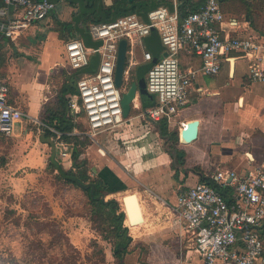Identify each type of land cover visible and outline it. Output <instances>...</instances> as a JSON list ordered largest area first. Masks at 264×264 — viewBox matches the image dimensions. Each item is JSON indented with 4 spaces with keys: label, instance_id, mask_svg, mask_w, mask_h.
<instances>
[{
    "label": "crops",
    "instance_id": "obj_1",
    "mask_svg": "<svg viewBox=\"0 0 264 264\" xmlns=\"http://www.w3.org/2000/svg\"><path fill=\"white\" fill-rule=\"evenodd\" d=\"M51 1L55 7L48 16L33 22L16 36H7L3 25L0 26V78L9 86L10 103L26 114L15 123L12 135L0 134V181L8 178L15 186L13 193L21 196L37 186L47 166L49 144L44 126L46 106L54 105L57 100L56 91L52 89L53 79L60 80L62 86L67 76L79 71L71 70L65 43L72 37L81 40L88 50L101 45V41L93 39L89 32L92 22L86 20V11H82L80 0ZM166 2L160 6L174 8V0ZM2 3L0 0V7ZM102 3L100 9L104 5L112 6L114 2L102 0ZM256 5L262 7L261 11L255 9ZM246 6L261 16L264 14L262 0L222 1L221 7L229 22L222 26V36L251 38L260 45L259 50L247 56L237 51L229 52L216 75L198 72L188 102L177 114L163 118L167 120L169 130L178 131L176 146L185 152L184 163L177 162L168 151V139L158 131L159 121L155 125L145 119L146 126L155 127L160 141H163L162 150L150 143L149 128L136 134L137 148L90 138L93 143L87 147L94 146V149L87 155L94 162L95 174L102 176L108 185L105 199L118 200V195L123 197L134 192L144 207L143 222L137 225L136 233L132 232L133 225L125 220L132 236L125 256L126 264H207L195 249L191 234L182 227L175 208L178 190L198 182L214 181L231 198L235 181L232 177L221 181L219 172L231 171L242 176L249 169L264 166V81L249 75L253 65L264 67V22L255 15L252 20L245 11ZM95 8L99 12V7ZM7 20V17L0 16L3 24ZM57 20L69 24L70 28L64 30ZM144 48L153 55L152 50L145 45ZM162 53L163 47L159 49L158 57ZM95 58L99 63L97 54L91 55V62ZM136 61L137 66L150 67L151 64V61L143 60L142 55ZM201 65L199 56L183 54L181 57L183 69L197 70ZM89 66L83 69V73L97 69L90 71ZM132 109L137 111L135 107ZM127 119L130 123L127 121L124 127L129 132L138 130L136 125L142 121L140 112L136 115L130 113ZM192 131L196 133L191 137ZM184 134L190 139L183 140ZM125 137L123 143L126 145L129 137ZM68 149L63 155L69 160L70 168L69 146Z\"/></svg>",
    "mask_w": 264,
    "mask_h": 264
},
{
    "label": "built area",
    "instance_id": "obj_2",
    "mask_svg": "<svg viewBox=\"0 0 264 264\" xmlns=\"http://www.w3.org/2000/svg\"><path fill=\"white\" fill-rule=\"evenodd\" d=\"M55 7L51 0H3L0 16L8 20L5 34H20L33 22L44 20ZM228 22L220 0H205L197 11L180 16L178 0L174 8L159 6L148 12L147 20L137 13H129L112 21L92 22L89 32L101 45L86 49L78 38L65 43L66 59L71 70L89 66L91 55L97 54L99 63L93 72H85L77 80V93L68 107L73 120H85L83 131L90 138L124 125L121 99L128 89V69L136 66L135 45L143 47V60L152 61V53L144 48L143 39L155 28L160 36L163 53L147 70L145 80L154 105L144 109L137 93L133 106L141 115L160 121L178 113L188 102L192 82L197 73L216 75L222 69L226 54L237 51L244 56L258 51L260 45L251 38L222 36V26ZM229 23V22H228ZM121 39L128 41L127 61L121 86L115 84V66ZM183 54L196 55L202 60L199 69H183ZM129 55V56H128ZM251 78L264 81V67L253 65ZM25 112L9 101V86L0 78V134L10 136L17 121ZM60 151L67 144L60 142ZM63 154H66L63 152ZM232 177L234 192L225 198L207 182L180 188L176 205L182 227L190 233L195 249L207 264H264V166L249 169L242 176L234 172H219L225 182Z\"/></svg>",
    "mask_w": 264,
    "mask_h": 264
},
{
    "label": "trees",
    "instance_id": "obj_3",
    "mask_svg": "<svg viewBox=\"0 0 264 264\" xmlns=\"http://www.w3.org/2000/svg\"><path fill=\"white\" fill-rule=\"evenodd\" d=\"M82 1L85 3V7L89 9L84 13L86 20L91 22L110 21L112 13L115 10H118L116 18L134 12L140 15L143 19H146L150 10L159 7L162 3H167L166 0H141L138 1V6L134 5L132 8H129L132 3L128 0H113L114 3L112 6L107 7L104 5V7H101L102 9H100V6L103 4L102 0ZM222 1L223 0H220L221 3ZM262 1L264 2V0ZM204 2L205 0H178L180 16L183 17L191 11L199 10ZM96 6L99 7V12L95 8ZM122 7H126L127 9L122 10ZM255 9H260L261 11L262 7L256 5ZM245 11L250 15L252 20H254V15L256 16V19L261 20L260 14L256 13L249 6H246ZM57 22L62 25L64 30L70 28V25L67 23L61 22L60 20H57ZM82 73L83 69L73 72V75L67 76L66 81L58 90L56 103L54 105L46 106V126H44L45 135L47 138H56L58 142H63L70 147L72 167L65 169L61 162L56 160L60 166L59 170L53 160H51L50 155L46 169L53 173L58 181L78 188L86 194L87 205L89 207V220L94 225L102 239L111 244V252L116 260V264H126L125 256L129 252V247L132 243V236L130 235L129 227L125 225L126 214L121 207V203L117 199H105V195L108 193V185L102 176L95 174L89 160L84 156L85 148L91 143V139L83 132L85 129H79L80 125L75 123L68 107L69 99L73 94L77 93V80ZM152 105H154V100L149 104L144 102L142 107L146 109ZM75 131L79 132L75 133ZM158 131H160L163 137L168 139L167 146L171 155L176 158L177 162L184 163L185 152L176 146L179 140L178 131L169 130L168 122L165 119L159 121ZM47 143L52 147L49 142ZM71 177L76 178L82 184H93V193H91V185L86 188L78 184L77 181ZM207 183L217 189L225 198L230 199L218 183L214 181ZM124 187L125 186L123 185V188ZM29 197L30 196L25 194L21 201V207L29 212V219L28 222L25 223L26 228L20 232V235L24 244H26L25 246L32 251L25 250L24 254H19L12 247H2V253L0 252V264H45L43 262V236L37 235L43 227L51 234L53 233L52 238L49 240V244L53 246L60 245L61 247L62 256H59L60 263H55L75 264L70 263V259L66 254L71 253L73 255V260H75L77 257L75 258L74 254L76 252L78 254V250L73 248L68 237L63 233L62 223L53 217V210L49 203L42 195L37 194L35 195V199L28 202ZM38 210H42V212H39ZM10 213L15 214L16 211L10 210ZM32 218H34L33 222H31ZM16 219L17 229H20V218L18 217ZM34 226L37 227L36 232H34ZM260 231L264 238V226L260 228ZM94 244L95 247H98L99 245L97 242ZM98 252L102 254L101 257L104 260V250L99 248Z\"/></svg>",
    "mask_w": 264,
    "mask_h": 264
},
{
    "label": "rangeland",
    "instance_id": "obj_4",
    "mask_svg": "<svg viewBox=\"0 0 264 264\" xmlns=\"http://www.w3.org/2000/svg\"><path fill=\"white\" fill-rule=\"evenodd\" d=\"M225 5L228 6L229 3H226ZM262 16L261 19L263 20L260 21H262L263 23L264 18H262ZM143 43L147 47L146 39H143ZM134 47L135 58H141V55L143 56L141 46L139 44H136ZM136 66L130 67V65L127 64V69L129 72L127 81L129 84H131V82H133L138 77L146 76L147 70L149 69V66L147 67L143 64H139L137 67ZM52 85V89L56 91V96L57 91L61 86L60 80L57 81L56 79H53ZM54 100H56V97L54 98ZM140 110L141 109H137L136 111V109H132L131 113L136 115L138 114V111L141 113ZM140 116L142 121H138V125H136V129L138 130L136 131L133 130L132 132H129V129L127 127H124L123 125V127L118 126L101 132L95 138L102 143L111 140L110 143L119 142L120 147L132 146L134 148H137L138 141L136 140V134L138 133V131L142 132V130H147L149 128L148 133H150V143H152L154 146H157L159 149L161 148L162 150L163 141H160L156 133L155 127L150 125L146 126V120L141 114ZM76 123L80 125L79 129H85V120H83V116L80 123ZM128 123L130 122L128 121L127 124ZM124 135L129 137L126 145L123 143V140H126L123 139ZM52 140L56 143L57 147L55 159L60 161L65 169H68L69 160H66V157L63 155V152L60 151V142H58L56 138H52ZM92 143L93 142H91L89 145H91ZM87 146L85 148L84 156L89 160L91 166H93L94 162L91 158L88 157L87 154H91V151H93L94 146ZM51 152L52 149L49 146L47 153L48 159L51 155ZM4 180L6 181H2V183L0 181V252L2 250V247L4 248L5 246L14 248L19 254H24L25 250L32 251L31 249H28L25 246L26 244H24V241L22 240V237L20 235V232L26 228L25 223L28 222L29 219V212L21 207V201L23 200L25 194L30 196L28 202H30V200L35 199V195L38 194L42 195L44 199L49 203L50 207L53 210V217L62 223L63 233L68 237L70 244L73 246V248L78 250V254L77 252L74 254V257H77L75 260H73V255L71 253L66 254V256L70 259V263L116 264V260L111 252V244L102 239L100 234L95 229L94 225L89 220V207L87 205V196L82 190L73 186L63 184L62 182L58 181L54 177V174L47 169L44 170L43 176L39 177L37 186L35 185V187L30 188L25 192H21L22 196L21 194L13 193L15 186L9 183L8 178L5 177ZM117 198H119L118 201L121 203V207L123 208L122 196L118 195ZM10 210H15L16 213L12 214L10 213ZM39 212H42V210H40ZM18 217L20 218V229H17L16 225V218ZM33 220L34 218L31 219V222H33ZM36 231L37 227L34 226V232ZM37 235L43 236V262L45 264L60 263L59 256H62V250L60 245L53 246L49 244V240L52 238L53 233L51 234L46 228L43 227ZM95 242L99 244L98 247H95ZM99 248H102L105 252L104 260L101 257L102 254L98 252Z\"/></svg>",
    "mask_w": 264,
    "mask_h": 264
},
{
    "label": "water",
    "instance_id": "obj_5",
    "mask_svg": "<svg viewBox=\"0 0 264 264\" xmlns=\"http://www.w3.org/2000/svg\"><path fill=\"white\" fill-rule=\"evenodd\" d=\"M131 4V6L129 8H132L134 5H139L138 1L141 0H128ZM106 2H110L113 3L112 0H106ZM83 1H80V6L82 11H88L87 9L84 8L83 6ZM122 10L127 9L126 7H122ZM118 14V10H115L112 13V16L110 18V21L115 20L116 16ZM147 20V18H146ZM3 25V31H6L7 28V24H3L2 22H0V26ZM146 45L147 48H149L150 50H152L154 58L151 61V64H154L157 60H158V51L161 47H163L160 36L157 32V30L155 28L152 29L151 34L146 36ZM157 44V45H155ZM127 51H128V41L126 39H121L118 45V54H117V60H116V66H115V84L117 86H121L123 79H124V73H125V68H126V61H127ZM233 61V60H231ZM98 64V60L95 58L94 60H92L90 66H89V70H95ZM137 93L140 95L141 102L142 104L145 103H152L154 100V96L153 94L149 93L146 87V80H145V76H142L140 78H136L133 82H131V84L129 85L128 89L123 93L122 95V99H121V106L123 109V116L125 118H129L131 110H132V106H133V100L136 98ZM146 120L149 121L152 124L158 125V121L150 118L149 116H145ZM187 135H183L182 138L183 140H188L189 137L187 138ZM46 141L49 142L52 145V152H51V160H53V162L55 163V165L57 166V168L60 170V166L59 163L56 161L55 159V155L57 153V147H56V143L51 139V138H46ZM62 151L64 153H67L69 151V149H63ZM72 179L76 180L78 184H80L81 186H84L86 188H88L90 185L92 186L91 189V193H93L94 190V185L93 184H82L80 181H78L76 178L71 177ZM100 197V196H98ZM122 204H123V211L126 214V219L129 223V225H135L138 224L140 222H143V217H142V213L140 211V207H139V199L137 197L136 193H128L125 194L122 197ZM131 204L134 207L131 208ZM134 211V212H133ZM126 222V221H125Z\"/></svg>",
    "mask_w": 264,
    "mask_h": 264
},
{
    "label": "bare ground",
    "instance_id": "obj_6",
    "mask_svg": "<svg viewBox=\"0 0 264 264\" xmlns=\"http://www.w3.org/2000/svg\"><path fill=\"white\" fill-rule=\"evenodd\" d=\"M195 132V131H194ZM194 132L192 131L189 135L192 137L193 135H194ZM196 133V132H195ZM188 138V137H187ZM190 139V138H189ZM139 199V198H138ZM142 204L141 203H139V207H140V211H141V213H143V208H142V206H141ZM131 208H133V210H134V207H133V205L131 204ZM143 209V210H142ZM134 212V211H133ZM142 217H143V215H142ZM166 218V217H165ZM153 222V221H152ZM127 223H129L128 221H127ZM140 223H142V222H140ZM140 223H138V224H140ZM138 224H135V225H133V228H132V232L133 233H136L137 231H138V229H137V225Z\"/></svg>",
    "mask_w": 264,
    "mask_h": 264
}]
</instances>
